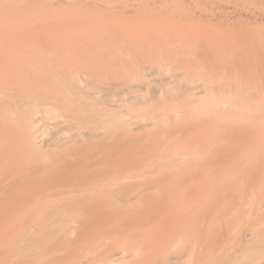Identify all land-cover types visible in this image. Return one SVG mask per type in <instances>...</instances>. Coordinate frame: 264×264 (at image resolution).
I'll return each instance as SVG.
<instances>
[{
    "label": "rangeland",
    "instance_id": "obj_1",
    "mask_svg": "<svg viewBox=\"0 0 264 264\" xmlns=\"http://www.w3.org/2000/svg\"><path fill=\"white\" fill-rule=\"evenodd\" d=\"M2 5V31L29 25L24 29L36 35L41 28L26 24L28 16L61 4L0 0ZM141 8L137 21L115 18L153 31L157 18ZM167 9L161 15L189 40L157 43L142 52L143 59L133 65L145 67L141 77L108 66L103 88L86 83L106 104L145 105L167 98L161 118L144 108L129 118L133 126L152 124L154 132L159 127L163 136L136 145L109 142L95 157L99 164L81 161L92 176L106 179L131 166L143 172L110 190L85 193L66 186L24 196L42 203L0 208V264H99L100 250L89 253L98 245L120 253L112 264H191L194 258L195 264H264V0L169 2ZM26 43L39 44L34 37ZM208 87L213 91L203 95ZM189 90L203 97L187 101ZM182 103L188 106L173 109ZM84 112L52 103L39 107L36 116L48 138L106 132L82 117ZM183 119L193 128L175 132ZM254 239L257 243L250 244ZM155 247H165L166 257Z\"/></svg>",
    "mask_w": 264,
    "mask_h": 264
},
{
    "label": "bare ground",
    "instance_id": "obj_2",
    "mask_svg": "<svg viewBox=\"0 0 264 264\" xmlns=\"http://www.w3.org/2000/svg\"><path fill=\"white\" fill-rule=\"evenodd\" d=\"M59 1L61 5L57 8L48 6L47 13L28 16L26 24L41 28V31H36V35L34 31L24 29L29 25L14 26L18 28L15 31L11 27L10 30L3 28L4 31L0 28L1 209L42 203L44 199L34 203L33 199L25 200L24 196L34 193L39 195L46 190L66 186L79 187L85 193L110 190L121 180L137 177L143 172V168H124L106 179L104 176H92L93 173L88 172L90 170L85 167L86 163L81 161L99 164L100 161L95 157L109 142L126 141L136 145L156 137L155 135L165 134L157 130L159 127L154 132L152 124L133 126L129 118L144 108L147 115L159 119L166 110L167 98L162 97L145 105L106 104L98 91L88 92L86 83L103 88L108 78V66L120 68L124 75L135 74L141 77L145 67L141 64L133 65L136 58L143 59L142 52L152 50L157 43L167 41L177 45L189 40L188 35L180 32L178 24L161 15L169 12L167 3H193L196 0ZM143 6L154 14L150 17L157 18L153 31L143 28L144 26L137 28L115 18L125 16L137 21L141 12L145 11V8H141ZM193 15L195 19L196 15ZM163 30H167L170 35L163 34ZM30 37H34L39 44L26 43ZM107 44H115L118 48L108 47ZM119 44H127L130 48L124 50ZM261 57L264 58V54ZM209 89L213 91L212 87H208L203 95L209 93ZM220 89L222 92L226 91ZM186 93L187 101H199L203 97L193 94L191 90ZM52 103L61 105L72 113L85 111L82 117L92 118L90 121H94L95 125L106 132L94 138L88 136L72 140H64L59 136L46 137L36 113L39 107ZM185 106L188 105L182 103L173 106V109ZM178 123L182 126L176 130L175 127V132H184L192 127L184 119ZM228 128L232 131L231 127ZM170 131H167L168 135ZM88 202L91 204V200ZM246 238L251 239L248 236ZM255 240L257 243V239H254L250 244ZM195 246L190 250V257L198 256ZM98 249L103 256L99 264L118 261L117 255L120 253L105 250L103 245L94 246L89 253L98 252ZM165 249H156L162 259L167 255ZM194 259L191 264H195ZM82 263L80 261L74 264Z\"/></svg>",
    "mask_w": 264,
    "mask_h": 264
}]
</instances>
